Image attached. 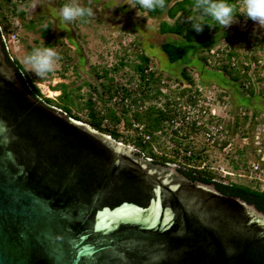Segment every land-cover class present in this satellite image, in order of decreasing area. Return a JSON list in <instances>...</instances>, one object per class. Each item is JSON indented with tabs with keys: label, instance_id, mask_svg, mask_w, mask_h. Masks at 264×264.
Returning <instances> with one entry per match:
<instances>
[{
	"label": "water",
	"instance_id": "1",
	"mask_svg": "<svg viewBox=\"0 0 264 264\" xmlns=\"http://www.w3.org/2000/svg\"><path fill=\"white\" fill-rule=\"evenodd\" d=\"M0 264H264V198L46 107L0 38Z\"/></svg>",
	"mask_w": 264,
	"mask_h": 264
},
{
	"label": "rangeland",
	"instance_id": "2",
	"mask_svg": "<svg viewBox=\"0 0 264 264\" xmlns=\"http://www.w3.org/2000/svg\"><path fill=\"white\" fill-rule=\"evenodd\" d=\"M36 2L38 7L32 9L33 0H24L22 23L7 16L11 32L6 36L13 35L8 56L19 63L43 97L55 100L60 91H52L51 88L63 84L65 93L71 96L74 104H78L76 108H71V112L81 121L87 119L82 104L90 98L95 110H103L104 113L110 108L115 112L120 120L117 129L122 136L133 137L135 129L124 128L123 122L124 118L132 122L134 107H129L122 116L119 97L109 99V94L103 95V92L106 85L111 89L136 86V75L129 65L143 51L164 75L161 76L164 85L158 86L160 95L146 100L144 107L153 104L164 108L168 102L167 109L170 108L176 118V124H165L153 135L152 152L173 158L175 145L169 135L175 130L179 138L174 139L180 142V149L187 147L185 156H190L188 150L191 154L200 155V160L193 161V165L206 169L222 183L264 190V112L256 110L255 117H252L250 110L233 105L230 93L212 83L202 84L194 72L188 73L193 81L191 85L178 87L173 78L177 77L181 64L168 63L158 47L160 43L173 41L174 38L159 35L155 20L148 19L137 8L126 4L129 0H79L95 13L92 17L83 18V22L81 19L63 22L60 18L61 5L69 0ZM237 14V22L224 29L226 40L212 49L213 57L209 59L208 66H218L224 62L226 53H234L235 57L229 62L231 66L240 70V65L246 64L248 68L247 73L240 72V76H244L243 89L247 88L245 79L248 78L254 91L264 97V26L243 15V0L237 2ZM44 45L54 46L62 59L52 73L38 78L26 70L22 60L33 48ZM195 68L199 70L202 66L196 63ZM105 70L109 71L107 78H111L110 83L107 79L98 78ZM227 85L225 88L230 89L231 86ZM183 89L185 91L179 96ZM98 95L102 101L98 100ZM56 102L59 103L57 99ZM104 124L107 125V121ZM117 143L135 151L127 140ZM251 163L257 164L259 171L250 172Z\"/></svg>",
	"mask_w": 264,
	"mask_h": 264
},
{
	"label": "trees",
	"instance_id": "3",
	"mask_svg": "<svg viewBox=\"0 0 264 264\" xmlns=\"http://www.w3.org/2000/svg\"><path fill=\"white\" fill-rule=\"evenodd\" d=\"M228 2L234 4L237 8L238 0H228ZM194 3L195 0H166V7L163 10L156 9L151 12L137 7V9L144 13L148 19L157 22L156 29L159 35L174 38L173 41L166 40L158 45L168 63L181 64L178 75L176 78H173V80L178 83V87L191 85L193 81L188 73L194 72L199 77L202 84L212 83L220 90L230 93L233 105L236 107L241 106L250 110L252 112V117H255L256 110L264 112V97H262L260 93L254 91V88L249 84L248 78L245 79L248 89H243L244 83L242 77L244 76H240V72H243L244 74L245 72L247 73L248 68L246 64L240 65V71L235 70L229 63L230 59L235 57L234 53L230 51L226 53V58L222 64L212 68L208 66L209 59L213 57L212 49L226 40L225 31L211 17L200 16L194 8ZM23 5L24 0H2V3L0 4V30L4 34L11 32L7 17L8 15H10L11 18H17V21L22 23L24 15ZM62 6L63 4L61 7ZM193 17H195L197 21H203L213 25V27H209L205 24L203 31L197 33L191 27V21H189V19ZM81 20L83 22V18ZM134 39L138 41L137 38ZM6 55L24 87L34 99L38 100L46 107H53L61 113H64L67 118L82 122L90 128L109 136L116 142H121V140L124 142L127 140V142L131 143L135 149L134 152L142 155L144 159L165 165H176L178 169L202 179L264 198V190L260 191L256 188H250L248 186L234 183L223 184L221 181L216 180L206 169L193 165V161L200 160V155H195L194 153L191 154V151L188 150L187 153L190 152V156H185L187 147L183 146L182 149H180V142L174 139L179 138V135H177L178 133L175 130L171 131V135H169V139L172 140L175 145V148L172 150L173 158L158 156L152 152L151 142L154 137L153 135L162 130L165 124L166 126L170 124V121L174 118V112H172L170 108L167 109V106L169 105L168 102L165 104L164 108H158L153 104L144 107V102L146 100L160 95L158 86L164 85L161 81V76L164 75L154 67L153 59L143 51H140L135 57V62L132 65H129L136 75L135 87H116L111 89L109 85L104 87L101 84L105 88L103 95L109 94V99L119 97L120 114L122 116L128 112L129 107H134L131 114L132 122L127 118H124L123 122L124 128L135 129V135L133 137L122 136L117 129L120 120L116 117L115 112L110 108H107L104 113L103 110H95L93 106L94 104L90 98L82 104V109L86 111L87 119L81 121L78 116L71 112V108H76L78 104H74V100L71 96L68 93H65L63 84H57L51 88L52 91H60V95L56 98L59 103L56 102V99L51 100L43 97L39 89L34 85V81L23 72L19 63L14 59H9L7 53ZM196 63L201 64L202 68L197 70L195 68ZM119 64L123 66L122 63ZM108 73L109 71L105 70L100 76H98V78L107 79V82L110 83L111 78H107ZM166 77L172 79L169 76ZM226 84H228L227 86H231L230 89L229 87L225 88ZM85 86L88 85L85 84ZM184 91V89L180 90L179 96H182ZM98 100L102 101L99 95ZM104 121H107V125L104 124ZM134 125L141 126L142 134L148 136L147 141L137 133V127ZM179 150L180 155L178 154ZM178 159L179 162H176ZM182 161L186 163H183ZM191 163L193 166L189 165Z\"/></svg>",
	"mask_w": 264,
	"mask_h": 264
},
{
	"label": "clouds",
	"instance_id": "4",
	"mask_svg": "<svg viewBox=\"0 0 264 264\" xmlns=\"http://www.w3.org/2000/svg\"><path fill=\"white\" fill-rule=\"evenodd\" d=\"M128 4L132 8L140 7L147 11L163 10L166 7V0H129ZM32 9L38 7L36 0H33ZM194 8L202 17H211L223 29L231 27L237 22V8L228 0H195ZM91 7L83 6L79 0H69L59 9V16L63 22H73L85 17L94 16ZM243 15L264 26V0H243ZM191 27L201 33L204 25H213L203 21H197L195 17L189 19ZM62 59L54 46H41L33 48L22 60L26 70L38 78H44L52 73L58 62Z\"/></svg>",
	"mask_w": 264,
	"mask_h": 264
},
{
	"label": "built area",
	"instance_id": "5",
	"mask_svg": "<svg viewBox=\"0 0 264 264\" xmlns=\"http://www.w3.org/2000/svg\"><path fill=\"white\" fill-rule=\"evenodd\" d=\"M6 35L7 34H4L0 30V38H1V41H2V44H3L4 50L8 54L9 43L12 41L13 35H11L10 37H7ZM9 59H10V57H9ZM186 119L188 121V118H186ZM189 122H191V121H189ZM170 124H176V118L175 117L172 118V120L170 121ZM135 127H137V133L140 134L144 140H148V136H146L145 134H142L141 126L136 125ZM256 139H257V137H256ZM249 166H250V172L256 173L257 171H259V167H258L257 164L251 163ZM223 184H225V183H223Z\"/></svg>",
	"mask_w": 264,
	"mask_h": 264
}]
</instances>
